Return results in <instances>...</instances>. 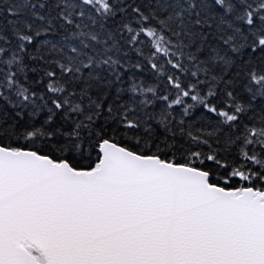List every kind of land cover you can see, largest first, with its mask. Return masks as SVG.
<instances>
[{"label":"snow or ice","instance_id":"6c2138e0","mask_svg":"<svg viewBox=\"0 0 264 264\" xmlns=\"http://www.w3.org/2000/svg\"><path fill=\"white\" fill-rule=\"evenodd\" d=\"M0 264H264V0H0Z\"/></svg>","mask_w":264,"mask_h":264}]
</instances>
